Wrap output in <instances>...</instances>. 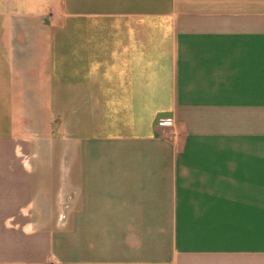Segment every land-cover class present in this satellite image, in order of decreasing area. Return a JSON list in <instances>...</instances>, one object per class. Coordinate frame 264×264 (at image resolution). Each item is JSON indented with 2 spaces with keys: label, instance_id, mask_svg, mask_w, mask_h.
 Segmentation results:
<instances>
[{
  "label": "crops",
  "instance_id": "1",
  "mask_svg": "<svg viewBox=\"0 0 264 264\" xmlns=\"http://www.w3.org/2000/svg\"><path fill=\"white\" fill-rule=\"evenodd\" d=\"M0 264H264V0H0Z\"/></svg>",
  "mask_w": 264,
  "mask_h": 264
}]
</instances>
